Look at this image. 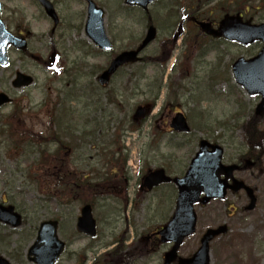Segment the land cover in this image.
Wrapping results in <instances>:
<instances>
[{
    "label": "rangeland",
    "instance_id": "1",
    "mask_svg": "<svg viewBox=\"0 0 264 264\" xmlns=\"http://www.w3.org/2000/svg\"><path fill=\"white\" fill-rule=\"evenodd\" d=\"M93 1L105 11V30L114 52L136 45L143 38L147 28L143 13L123 12L122 0ZM193 1L197 0H156L150 6L148 14L157 35L142 53L147 61L121 69L105 89L108 97L91 84L92 76L104 68L110 55L101 54L94 47L86 55L69 48L72 42L86 43L82 20L78 21L85 13L80 0L68 4L56 0L63 26L80 27L77 36L68 34L71 40L64 44L68 55L59 58L55 65L61 69L65 64L71 76L59 75L58 70L46 69L40 62L15 52L9 55L8 66L0 67V92L13 101L11 106L0 109V126L1 120L16 107L32 135L41 134L53 140L58 131L65 147L72 149L70 155L66 152L60 158L68 159L94 183L89 191H81L91 200L97 234L90 239L76 233V219L84 204L74 199L61 202L57 192L47 190L46 171L39 170L38 165L31 166L37 154L29 155L23 149L15 154L10 143L4 142L7 138L0 134V204L12 206L22 217L18 228L0 223V257L9 264H31L26 259L27 249L35 239L38 224L46 220L59 221L58 237L66 243L57 264H94L101 257L106 264H162L163 254L170 246L146 238L169 220L176 190L172 185H164L146 192L140 190V180L157 169L172 177L182 176L200 139L221 146L225 164L233 163L246 152L242 142L244 125L260 97L247 95L235 84L231 64L239 57L254 56L260 45L242 47L195 40L188 35L186 19H182L187 14L183 5ZM217 1L225 3L226 8L229 2H237L238 7H248L246 20L264 21V0ZM32 2L3 0V21L12 32L29 29V54L46 60L50 24L40 19V10ZM213 6L217 9L216 19L221 8L215 4L209 8ZM196 15L201 17L202 13ZM180 26L182 31H178ZM176 33L180 36L172 47ZM162 48L171 52L166 61H160ZM18 71L33 77L30 87H11ZM68 84L73 89L64 87ZM57 97L71 114L67 118L63 114L66 121L61 118L62 123L61 115L51 117L50 112L59 101ZM145 103L153 104L154 110L141 123H134V110ZM174 112L185 116L191 129L189 134L167 131V120ZM259 122L264 129V118ZM58 145L56 140L48 149L56 150ZM260 162L259 169L235 174L254 189V210H245L248 200L243 192L228 193L223 201L196 206V232L183 242L179 257L188 258L196 251L206 229L224 224L228 228L226 235L210 244L211 264H264V150ZM37 169L38 173H34ZM112 169L116 175L111 172L107 177ZM114 184L122 189L119 198L113 194Z\"/></svg>",
    "mask_w": 264,
    "mask_h": 264
},
{
    "label": "water",
    "instance_id": "2",
    "mask_svg": "<svg viewBox=\"0 0 264 264\" xmlns=\"http://www.w3.org/2000/svg\"><path fill=\"white\" fill-rule=\"evenodd\" d=\"M153 0H125L127 5H137L146 10V7ZM103 13L95 8L89 1L88 22L90 28L88 36L96 46L103 50H109L110 45L104 35L102 24ZM201 29L214 37H223L226 40H235L241 44H249L254 41H261L263 47L259 54L249 60L238 59L232 65L234 79L238 85L243 87L249 95H260L261 100L255 108V115L264 116V24L255 26L243 23L239 18H225L219 24L217 30L210 29L208 24H200ZM155 37V30L149 27L141 45L131 52H124L118 55L109 65L108 69L98 78L101 85L108 82L109 77L117 68L125 63L136 62L137 54L141 52ZM12 44L17 48L23 49L24 43L19 39L12 38L3 31L0 23V63L6 61L5 49ZM31 79L18 75L14 86H28ZM9 99L0 94V105L8 103ZM145 111L139 109L136 117H143ZM170 128L179 133L189 132L182 114L177 113L172 117ZM223 150L217 145H211L205 140H201L198 151L191 159L188 169L182 178L167 177L163 170L148 173L142 180V188L151 190L161 183L172 181L177 187V198L175 209L168 223L156 233L161 243H172L171 249L164 254V263L170 264L177 259V251L184 239L195 233L196 214L194 206L197 204L205 205L212 199H224L228 190L236 193L244 190L250 198L247 210H252L255 205L253 191L245 186L243 182L233 178V172L238 170L237 166H224L221 164ZM230 181V183H229ZM0 221L17 227L20 223L19 216L13 213L11 207L0 206ZM57 223L47 221L40 224L34 244L28 251V260L34 264H54L63 250L64 244L59 242L56 237ZM78 232L87 236H95V222L91 215L89 205L81 209V216L77 221ZM227 232L226 226H219L215 229H207L200 238V246L189 258H178L177 264H210L209 244L213 239L224 235ZM0 264H8L0 259Z\"/></svg>",
    "mask_w": 264,
    "mask_h": 264
},
{
    "label": "trees",
    "instance_id": "3",
    "mask_svg": "<svg viewBox=\"0 0 264 264\" xmlns=\"http://www.w3.org/2000/svg\"><path fill=\"white\" fill-rule=\"evenodd\" d=\"M242 7H244V5H240L237 11H241L240 9ZM259 120L258 117L252 114L244 125V132L242 135V142L248 151L246 157L258 155L257 158L255 157L257 166L260 165V158L258 159V157L262 155L264 150V129H261ZM2 121L3 124L0 126V134L7 138L4 142L10 143L9 146L12 147L14 152H19V149L25 143L24 139L29 137L24 131L26 129L21 123L20 117H5ZM19 123L22 126H20ZM64 148L65 144L60 141V146L57 150L52 151V154H48L46 150L44 158L42 160H36L31 166L34 168L35 165H38L39 170L46 171L45 177L48 181L47 185L49 184L47 190L55 193L57 192L59 194L57 198L61 202L66 203L70 199H74L76 201H81L83 204L90 203L92 205L90 202L91 200L86 199L85 194L83 195V191H89L88 188H93L94 183H92L90 179L82 177L85 176V174H80L78 173L79 171L70 169L67 160L61 159L60 161L59 157L60 154H64ZM38 169L35 170L34 173H38ZM49 169L52 171H49ZM78 192H80V194L76 195L75 193ZM94 264H106V260L104 257H101L100 261L96 260Z\"/></svg>",
    "mask_w": 264,
    "mask_h": 264
},
{
    "label": "flooded vegetation",
    "instance_id": "4",
    "mask_svg": "<svg viewBox=\"0 0 264 264\" xmlns=\"http://www.w3.org/2000/svg\"><path fill=\"white\" fill-rule=\"evenodd\" d=\"M2 1V0H0ZM33 4L37 5L38 6V9L40 10V13H41V16L42 18L47 21L48 19L46 18V16L44 15L43 13V10L41 9V7L34 1L32 0ZM49 2H51L52 6L54 7L58 17H59V23L55 26L52 22H50V27L48 28V33H47V40H48V43H49V48H50V54H55L58 56H63V55H66L67 52L64 51L63 53L59 52V46L58 44H60V46L62 47V43L64 41H69L71 40V36H69L68 34L70 32L74 33L73 35L77 36L78 35V32L80 31V28L79 27H74L72 26L71 24H67L65 26H63L62 24V17L60 16L59 12H58V5H57V2L56 0H48ZM70 0H59V2L61 4H68ZM3 8V7H2ZM236 10H233L232 7H231V10H230V14L232 13H235ZM193 18L189 17L188 18V21L189 22H193ZM196 20V19H195ZM49 21V20H48ZM200 21H207V22H210L212 24V26L214 28L217 27V24L218 22L220 21V19L218 21H209V20H206V19H200ZM194 25V24H193ZM18 36H22V37H26V38H29L30 36V32H29V29L27 31V29H23L22 31H18L16 30L15 32ZM80 35H81V32H80ZM184 37V36H183ZM182 37V38H183ZM204 38H207L210 40H212L211 37H208L206 35H204ZM186 39H187V36H186ZM56 40V41H55ZM214 40V39H213ZM216 41H221L220 39L219 40H216ZM82 44V47H78L76 48V46H74V51L79 50L81 53L83 54H87L88 50H89V44L88 43H83L81 42ZM236 45V44H235ZM64 49V48H62ZM58 50V51H57ZM68 55V54H67ZM43 64H47V62H44V61H41ZM68 88V87H67ZM148 240H154L155 242L159 243L158 242V238L156 236H153L151 235L149 238H147Z\"/></svg>",
    "mask_w": 264,
    "mask_h": 264
},
{
    "label": "bare ground",
    "instance_id": "5",
    "mask_svg": "<svg viewBox=\"0 0 264 264\" xmlns=\"http://www.w3.org/2000/svg\"><path fill=\"white\" fill-rule=\"evenodd\" d=\"M118 191V190H117ZM117 191H116V193H115V195L117 194ZM120 194H118V196H119Z\"/></svg>",
    "mask_w": 264,
    "mask_h": 264
}]
</instances>
